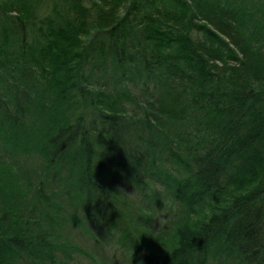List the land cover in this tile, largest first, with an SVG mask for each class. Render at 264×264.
<instances>
[{"label":"trees","instance_id":"16d2710c","mask_svg":"<svg viewBox=\"0 0 264 264\" xmlns=\"http://www.w3.org/2000/svg\"><path fill=\"white\" fill-rule=\"evenodd\" d=\"M78 255L264 264V0H0V264Z\"/></svg>","mask_w":264,"mask_h":264},{"label":"rangeland","instance_id":"374dc122","mask_svg":"<svg viewBox=\"0 0 264 264\" xmlns=\"http://www.w3.org/2000/svg\"><path fill=\"white\" fill-rule=\"evenodd\" d=\"M165 213L162 215V216H160L159 215V219L158 220H154V224H155V227H156V230H158L160 227V222L162 221H164V219H165ZM85 233V232H84ZM83 233V234H84ZM76 240H78L79 242H80V244L81 245H83V246H85V247H87V248H91V245H92V241H90V240H87V239H85L84 237H82V236H79L78 238H76ZM114 243L115 242H105V249H104V252L106 253V254H109L110 255V251H112V249L114 248ZM123 257H124V254L122 253V255L121 254H119V256H118V260H119V262H122L123 261ZM73 264H90L89 263V260L86 258V257H84V256H82V255H78V256H76V260H75V262L73 263ZM209 264H218L217 262H210Z\"/></svg>","mask_w":264,"mask_h":264},{"label":"clouds","instance_id":"9594fccd","mask_svg":"<svg viewBox=\"0 0 264 264\" xmlns=\"http://www.w3.org/2000/svg\"><path fill=\"white\" fill-rule=\"evenodd\" d=\"M219 214H220L219 211L213 212L211 209H209L205 222H209L212 219L213 215H219Z\"/></svg>","mask_w":264,"mask_h":264}]
</instances>
